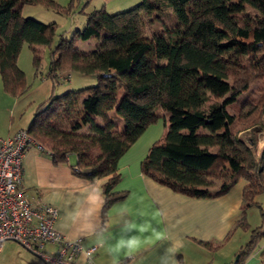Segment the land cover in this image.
<instances>
[{"label": "trees", "instance_id": "trees-1", "mask_svg": "<svg viewBox=\"0 0 264 264\" xmlns=\"http://www.w3.org/2000/svg\"><path fill=\"white\" fill-rule=\"evenodd\" d=\"M24 4L64 15L76 9L75 0L65 5L0 0V76L4 90L13 95L27 88L17 64L22 44L28 43L38 67L37 46L51 43L57 25L22 14ZM169 10L176 22L148 34L153 19L169 16ZM85 16L81 28L69 38L61 35L51 49L49 75L70 69L96 73L97 82L48 98L27 133L54 163L73 154L74 173L106 177V208L125 195L113 190L120 178L119 158L149 125L167 117L164 132L140 162L141 172L198 198L224 194L244 179L234 228L246 227L247 208L257 205L264 191V150L256 156L254 136L247 143L238 135L236 115L228 106L264 79V0H140L113 13L93 8ZM91 37L96 43L90 50L76 44ZM248 100L254 112L256 102L264 100V87ZM262 235L264 228H254L233 264H241Z\"/></svg>", "mask_w": 264, "mask_h": 264}, {"label": "crops", "instance_id": "crops-1", "mask_svg": "<svg viewBox=\"0 0 264 264\" xmlns=\"http://www.w3.org/2000/svg\"><path fill=\"white\" fill-rule=\"evenodd\" d=\"M56 1L62 4L69 0ZM134 1L75 0V12L85 15L101 6L106 10L124 9ZM73 14L70 28L84 22L83 17ZM151 126L119 158L120 178L113 190L124 191L125 195L106 208V177L80 176L72 171L74 155L73 161L69 155L66 161L54 163L48 152L35 145H30L21 162L25 196L29 200L40 198L57 208L54 226L64 237L79 239L83 249L95 246L89 255L81 251L72 264H232L239 241L228 251L226 248L237 229L234 225L241 212L246 181L239 179L226 193L211 198L190 197L155 182L140 170L141 160L158 138L148 131ZM54 249V245L44 246L47 252ZM0 264L46 262L17 241L5 240Z\"/></svg>", "mask_w": 264, "mask_h": 264}, {"label": "rangeland", "instance_id": "rangeland-1", "mask_svg": "<svg viewBox=\"0 0 264 264\" xmlns=\"http://www.w3.org/2000/svg\"><path fill=\"white\" fill-rule=\"evenodd\" d=\"M139 1L140 0H135L130 6L135 5ZM65 2H62V4ZM68 2L69 1L66 3ZM18 5L19 4H16L15 7L17 8ZM20 6L21 12L24 15L34 17L44 22H52V18L55 17L59 21L58 23L55 21L57 23L56 31L51 43L49 45L37 46L40 51L38 67H35L33 53L28 43L24 42L22 44L17 59V64L23 71L27 84V88L22 94L13 95L5 91L0 76V136H7L20 128H27L35 111L51 96L58 95L67 90H77L93 85L97 82L96 73H81L70 69L59 70L56 76L49 75V67L52 59L51 49H53L61 35L69 38L77 26L80 28L83 26L86 20V16L83 13L78 11L74 12V14L72 13L76 18L83 17L84 22L82 23V21H79L78 23H75L76 25H72V28H70L72 14H60L51 9H46L41 5L24 4ZM130 6L126 8H129ZM118 10L123 9L109 8L107 11L113 13ZM169 11V16L159 14V18L153 19L152 23L149 24L150 29L148 28L147 30L148 34L152 30L161 31L165 29L166 25L169 26L176 22L171 10ZM63 19L65 20L63 21ZM95 43L96 39L91 37L86 40H78L76 44L83 50H90L95 46ZM262 87H264V79L258 83L252 84L249 89L240 96L237 102L228 106V109L236 115L237 121L235 122L234 127H237L239 131L238 135L247 143L249 142V139L254 136L253 144L251 145L256 156H259L261 151L264 150V100H258L256 102L260 105L254 111L255 113L252 111L250 112L249 107H251V105L247 103L250 101L248 99L257 98L259 89ZM165 119H167V117L161 116L158 121L152 124L148 131L152 130L155 136H161V133H163L165 129ZM85 129L86 125L83 126V130ZM147 133L148 132H146V134ZM70 156V160L73 161V154H70ZM256 200L258 201L257 205H252L247 208V226L244 228L239 227L235 230L232 242L231 244H228L229 246H227L226 251L231 248V245L236 240L239 241V248H241L240 246L244 247L249 241L254 228H257L258 226L264 228V191L257 195ZM237 255L238 252L233 255L231 259L232 264ZM253 257L255 260L252 259ZM246 261H248V264H264V235L260 236L256 241L254 247L241 264H244Z\"/></svg>", "mask_w": 264, "mask_h": 264}, {"label": "built area", "instance_id": "built-area-1", "mask_svg": "<svg viewBox=\"0 0 264 264\" xmlns=\"http://www.w3.org/2000/svg\"><path fill=\"white\" fill-rule=\"evenodd\" d=\"M30 145L41 149L25 128L0 136V250L5 240H14L46 264H72L81 251L89 255L95 246L83 249L79 239L64 237L54 226L57 208L40 198L29 200L25 196L21 162ZM47 244L55 249L45 251Z\"/></svg>", "mask_w": 264, "mask_h": 264}, {"label": "clouds", "instance_id": "clouds-1", "mask_svg": "<svg viewBox=\"0 0 264 264\" xmlns=\"http://www.w3.org/2000/svg\"><path fill=\"white\" fill-rule=\"evenodd\" d=\"M121 243H123V242H121ZM129 243H134V241H129Z\"/></svg>", "mask_w": 264, "mask_h": 264}, {"label": "water", "instance_id": "water-1", "mask_svg": "<svg viewBox=\"0 0 264 264\" xmlns=\"http://www.w3.org/2000/svg\"><path fill=\"white\" fill-rule=\"evenodd\" d=\"M236 260H237V257H236V259L234 260V262H236Z\"/></svg>", "mask_w": 264, "mask_h": 264}]
</instances>
